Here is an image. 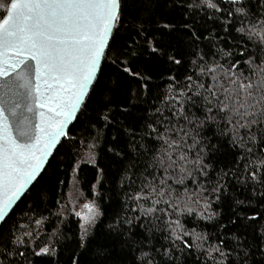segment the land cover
Masks as SVG:
<instances>
[{
	"label": "snow or ice",
	"instance_id": "6c2138e0",
	"mask_svg": "<svg viewBox=\"0 0 264 264\" xmlns=\"http://www.w3.org/2000/svg\"><path fill=\"white\" fill-rule=\"evenodd\" d=\"M174 9L179 17L169 15ZM125 86L128 97L115 102ZM153 93L158 103L136 117L137 101ZM74 121L89 134L112 125L113 142L123 137L128 146L107 149L121 157L123 196L103 246H94L106 215L96 183L97 199L79 210L69 201L73 235L45 238L9 224L61 138L75 140ZM96 146L87 153L94 166ZM97 173L99 183L105 169ZM233 181L252 197L234 198L219 225L229 235L213 242L189 229L185 217L198 225L219 216L213 204ZM258 190L264 199V0H0V264H65L63 253L66 264H84L90 251L89 264H185L193 255L192 264H253L256 250L264 256V204L251 202ZM46 195L37 189L36 201ZM44 219L34 220L37 229ZM62 240L71 246L58 247Z\"/></svg>",
	"mask_w": 264,
	"mask_h": 264
},
{
	"label": "trees",
	"instance_id": "16d2710c",
	"mask_svg": "<svg viewBox=\"0 0 264 264\" xmlns=\"http://www.w3.org/2000/svg\"><path fill=\"white\" fill-rule=\"evenodd\" d=\"M170 16L179 17L180 11L174 9L169 13ZM215 27V25H213ZM219 30V29H218ZM104 74H108V69L104 70ZM165 82L160 81L161 92L164 90ZM99 89L93 93V100L89 101L87 113L88 115L94 117L97 110V103L100 99L98 95ZM128 97V92L126 86L123 87L118 93L114 95V100L117 103L123 102ZM145 102L137 101V111L135 116L142 118L147 115L148 105L152 103H158L155 100V94L153 93L149 97H145ZM126 123L135 124L136 120L132 118L121 117ZM93 122L94 119H93ZM87 127V123H81L74 121L70 127V135L75 137V140H68L64 138L58 148L56 149L54 155L50 159L48 165L46 166L42 175L38 178V183H34L35 187H31L32 190L27 192L21 201L17 204L14 210L11 212V218L9 219V224L13 220L21 224H27L30 226L29 230H37L42 236L52 235L54 230H58L64 233L66 236L73 235L78 231V220L76 217L69 214V210L64 207L65 197L69 189V182L72 171L76 162L78 161L82 149L89 143L93 141L96 143V155H97V165L94 166L90 163H83L78 170L77 176L80 183L82 193L87 198L94 197L92 195L91 185L96 183L98 180L97 166L99 168L105 169L104 177L100 178L98 185V193H100V198L98 202L101 207L106 211V215L101 218L102 222L98 223L96 226V236L94 239L95 245H106L108 237L105 235V225L110 223L109 216L112 211L119 206V202L123 196L121 191L119 180H120V164L119 161L121 157L115 156L114 153L107 151L110 143H118L122 146L124 151H128L127 143L123 137H119L117 141L113 142V136L115 134V129L112 125L106 127H101L99 133L93 130L89 134L84 131ZM215 131V126H212V130L207 132V135L211 136L212 132ZM95 138V139H93ZM83 141V143H81ZM216 141H213L215 143ZM224 160V154L221 153L215 157V163L221 164ZM126 163V162H125ZM242 167V165L240 166ZM215 174H213L214 177ZM234 187L229 190L228 193L222 198L221 201L215 202L213 208H215L220 214L213 221H199L196 223V218L185 217L184 221L186 226L191 229L196 227L198 231H207L210 238L215 240V234H222L228 236L229 232L224 229L219 228L220 224H226L228 218L232 215V204L235 199L247 200L252 197L250 190H245L240 185H237L233 181ZM191 187V185H189ZM37 189H41L46 192V198L42 201H36L35 192ZM97 198V197H96ZM259 198V190L257 192V199H252V204L256 207L264 204V199ZM25 213L27 215H25ZM43 216L42 225L37 229L34 223L36 218ZM230 231H234L229 228ZM257 238L256 233L249 229V238ZM55 239V237H53ZM71 242L67 240H62L58 247H70ZM61 259L67 261V254L63 253ZM94 256L92 251L85 254L84 264H89V261L93 260ZM195 259V255L187 258L185 264H192ZM203 261V257H200ZM253 264H264V256L261 255L259 250L255 251V255L252 258ZM36 264H46L45 261L37 260Z\"/></svg>",
	"mask_w": 264,
	"mask_h": 264
},
{
	"label": "rangeland",
	"instance_id": "374dc122",
	"mask_svg": "<svg viewBox=\"0 0 264 264\" xmlns=\"http://www.w3.org/2000/svg\"><path fill=\"white\" fill-rule=\"evenodd\" d=\"M91 143H94L93 141H90L89 143H87V145L82 149L81 155L78 159V161L76 162L74 169L72 171L71 177H70V182H69V189L67 191L66 197H65V203H64V207L66 208V210L71 209L74 205L73 203H70L69 201H75V206L77 207V210H79V205L82 204L84 202V200L86 199H97L95 196L92 198H87L86 196H84V194L82 193L81 187H80V183L78 180V170L79 167L83 164V163H88L87 161V153L89 152V145ZM92 152L95 154V159L97 160V155H96V148L92 149ZM78 166V167H77ZM97 192H98V185L99 183H97Z\"/></svg>",
	"mask_w": 264,
	"mask_h": 264
},
{
	"label": "water",
	"instance_id": "95a60500",
	"mask_svg": "<svg viewBox=\"0 0 264 264\" xmlns=\"http://www.w3.org/2000/svg\"><path fill=\"white\" fill-rule=\"evenodd\" d=\"M73 123H74V122H72V123L69 125V128L72 126ZM63 139H64V138L62 137V138H61V141H62ZM61 141H60V143H61ZM60 143L57 145V147H56L55 149H53V155H54L56 149L58 148V146L60 145ZM53 155H52V156H53ZM52 156H50V157L48 158V161L46 162L45 168H46V166L48 165V163H49L50 159L52 158ZM45 168L42 170V172H41V174L39 175V177L42 175V173L44 172ZM39 177H38V178H39ZM34 183H35V182H34ZM30 187H32V186H30ZM24 196H25V195H23V196L21 197V199H22ZM21 199L18 200V201L13 205V210H14V208L17 206V204L21 201Z\"/></svg>",
	"mask_w": 264,
	"mask_h": 264
}]
</instances>
